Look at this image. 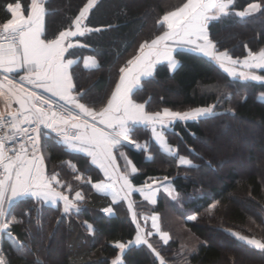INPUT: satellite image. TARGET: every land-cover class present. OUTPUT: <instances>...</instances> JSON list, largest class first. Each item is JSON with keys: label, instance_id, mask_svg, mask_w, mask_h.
Instances as JSON below:
<instances>
[{"label": "trees", "instance_id": "obj_1", "mask_svg": "<svg viewBox=\"0 0 264 264\" xmlns=\"http://www.w3.org/2000/svg\"><path fill=\"white\" fill-rule=\"evenodd\" d=\"M12 2L0 0V21L9 16L6 6ZM19 2L27 8L30 0ZM84 2L46 0L47 35L52 37L67 28ZM184 2L98 0L86 23L100 31L79 38L85 47L70 50L69 58L79 61L73 66V73L78 87L85 92L82 102L96 108L106 103L118 80L119 68L136 53L140 43L160 34L157 20ZM252 2L262 0H235L230 15L210 25V37L217 48L227 50L234 59L247 55L245 45L253 51L264 48V12L244 18L235 15ZM85 56L93 57L99 67L85 69L81 64ZM174 58L178 61L175 70L166 64L158 65L153 77L142 82L135 98L145 103L148 112L164 108L186 111L215 105L214 115L176 121L165 130L166 140L176 149L177 157H186L193 167L178 166L177 159L167 155L151 140L149 130L140 126L132 139L135 144L147 145V151L127 147L123 151L138 169L130 177L135 187L142 186L149 177L167 176L176 195L183 200L178 207L180 211L188 210L196 219H183L179 225L170 215L173 210L179 212L178 208L172 204L168 207L164 196L151 205L134 195L132 204L137 209V205H145L150 212L170 217L173 235L169 243L155 246L166 264H264L263 250L232 235L236 232L264 240V98H261L264 81L231 78L217 63L192 52L179 50ZM241 123L253 125L262 134L255 148L260 154L261 166L244 175L231 167L221 172L223 166L233 161V155L220 156L218 147L203 148L201 140L213 139L224 127ZM44 147L48 148L50 172L66 173L69 170L65 162H68L76 168L75 173L69 171L72 178L82 174L89 176L93 183L99 182L100 174L88 160L70 152L52 134ZM243 150L238 147L236 154L241 156ZM247 158L253 162V152ZM75 191L83 195V200L77 202L78 212L65 214L60 204L44 205L32 198L13 205L11 214L19 222L11 226L12 237L2 234L0 246L9 264H36L37 261L40 264H111L117 255H121L123 264H159L147 245L133 243L123 254L114 247L115 242L127 244L135 240L136 225L127 203L121 200L113 204L88 184L74 188ZM213 204L215 208L211 207ZM108 207L113 209L111 215L102 211ZM86 222L92 225V231L87 229ZM206 230H212L215 237L209 238ZM53 242L59 246L50 249ZM17 244L24 246L22 253L16 250Z\"/></svg>", "mask_w": 264, "mask_h": 264}, {"label": "snow or ice", "instance_id": "obj_2", "mask_svg": "<svg viewBox=\"0 0 264 264\" xmlns=\"http://www.w3.org/2000/svg\"><path fill=\"white\" fill-rule=\"evenodd\" d=\"M97 3L98 0H86L70 25L52 37L45 28L46 0H30L27 8L19 0L6 6L9 16L0 21V98L5 100L6 108L0 113V234L12 237L11 226L19 221L10 210L25 198L53 205L62 202L65 214L79 211L77 202L83 200L82 193L75 191L73 196L71 184L62 181L59 173L46 170L44 145L54 133L61 144L85 154L103 173L104 179L100 182L93 183L90 178L86 181L97 193L110 196L113 204L121 200L128 202L136 224L135 240L127 244L115 242L114 247L123 254L133 243L147 245L159 264H166L149 238L155 233L167 244L169 234L161 230L158 214L143 217L145 224L151 220L153 231L146 232L133 210L131 196L138 192L155 205L160 191L173 196L174 190L167 176L162 180L149 177L142 186L135 187L129 177L138 169L123 149L134 143L132 136L142 125L150 129L152 138L167 155L177 159L178 166L193 167L186 157H177L176 149L168 144L163 130L176 121L214 115L215 105L187 111L164 108L148 112L145 103L137 102L136 93L144 80L153 77L157 65L166 62L170 70H175L178 61L173 53L179 48L215 61L231 78L264 81V48L253 51L245 45L247 55L234 59L227 50L220 51L211 39L210 25L230 15L235 0H185L157 20L160 34L140 43L136 53L119 68L118 80L106 103L96 108L82 102L85 92L78 87L73 73V66L78 62L69 57L71 49L86 46L79 38L100 31L86 23ZM261 12H264V0L249 3L235 15L244 18ZM92 64L99 67L95 60ZM84 67H89L88 59ZM135 147L147 151V145L137 143ZM120 160H123V168ZM71 167L75 172V165ZM74 178L84 182L80 174ZM211 207L215 208V204ZM102 211L111 215L113 209L108 207ZM188 219L195 220L196 216ZM86 225L89 231L93 230L91 224L86 222ZM232 235L264 250V240L236 232ZM23 248L21 244L16 245L18 252L22 253ZM0 264H9L2 250ZM111 264H123L121 255Z\"/></svg>", "mask_w": 264, "mask_h": 264}, {"label": "rangeland", "instance_id": "obj_3", "mask_svg": "<svg viewBox=\"0 0 264 264\" xmlns=\"http://www.w3.org/2000/svg\"><path fill=\"white\" fill-rule=\"evenodd\" d=\"M258 97H260V96L258 95ZM261 98H264V96H261ZM246 134H248V135H246ZM212 137H213V139H211V137H210L207 140H201V146L203 148H207V149H211V150L218 147V152H219L220 156H225L228 153L229 155H233V157H234V158H232L233 159L232 162H230L228 165L222 167L221 172L226 171L231 167L239 175H244V174H246L252 170H257L260 168V166H261L260 160H259L260 154L258 151L255 150V148L257 147L258 139H260L262 137V134L260 131L256 130L253 127V125L248 124V123H245V124L241 123L240 125L232 126V128L230 126L224 127L223 132H220V135H218V136L214 135ZM46 147H44L46 170L49 173H52L49 171L50 165L47 162V160H48V153H47L48 148L46 149ZM238 147L244 149L243 150L244 152L241 156H238L236 154V149ZM252 152H253L255 159L253 162H249L247 157L249 154H252ZM65 164H66L65 167L67 168V170L72 171L70 166H68L69 163L65 162ZM69 171H67L66 173H60L59 171H57V173H59V178L62 181H64L65 183L71 184L73 186V190H74V188L78 189L81 185H85V184L91 185V184L86 182L87 179L90 178L89 176L84 177L82 174H80L84 177V182H82V181L76 180L74 178L75 176L72 178ZM218 171H220V170L218 169ZM75 175H77V174H75ZM215 183L218 184V181H216V179H215ZM72 195H74V193ZM160 196H164L166 198V201H167L166 204H168L167 205L168 207H169V205L172 204V205H176V207L178 208L181 206V204H182L181 202L183 201L179 197V195H176L175 193L173 194V196H169L164 191H160L157 195V199ZM140 200H142L146 204H150V203H148V201H146L142 198H140ZM44 205H46V204H44ZM151 205H153V204H151ZM134 206L135 205H133V207ZM137 207H138V209L136 207H134L133 210L134 209L136 210L137 219L139 220L140 224L145 228L146 232L147 231H153L151 229V220L149 219L147 224H145L143 217H145V216L151 217V215L157 214V213L150 212V210L145 205L139 204V205H137ZM178 211L179 212H176L175 210H173V212L167 211V213L170 212L171 213L170 215L174 216L173 218L176 219V221L179 223V225H181L183 219H188V217L192 216L190 211H188V210L182 212V211H180V208H178ZM158 215L160 217L161 230L164 232H167L169 234L170 239H171V236L173 235V231H172L173 229L172 228L170 229V226H171L170 221H169L170 217L168 216V214H166V215L165 214L164 215L158 214ZM165 221H166V223H165ZM206 234L209 238L215 237V234L212 232V230H206ZM1 238H2V234H0V246H1ZM170 239H169V241H170ZM236 239H238V238H236ZM238 240H240V239H238ZM169 241H168V243H169ZM149 242L153 245V247L155 249H156L155 246L158 243L166 245V244H164V242L162 240H160L159 236L156 235L155 233H153V236L149 238ZM243 242H245V241H243ZM53 243L54 244H52L50 249L53 248V246H56V247L59 246L58 242H53Z\"/></svg>", "mask_w": 264, "mask_h": 264}, {"label": "crops", "instance_id": "obj_4", "mask_svg": "<svg viewBox=\"0 0 264 264\" xmlns=\"http://www.w3.org/2000/svg\"><path fill=\"white\" fill-rule=\"evenodd\" d=\"M179 50H182V51H188V52H192V53H195V54H198V55H200V56H203L202 54H200V53H197V52H194V51H191V50H189V49H187V48H179V49H176V51H179ZM175 51V52H176ZM174 52V53H175ZM174 53H173V55H174ZM203 57H205V56H203ZM205 58H207V57H205ZM85 59H88L89 60V67L88 68H85L84 67V61H85ZM207 59H209V58H207ZM75 61H77V62H79L77 59H74ZM92 60H95L93 57H90V56H85L83 59H82V61H81V64H82V66L85 68V69H94V68H96L93 64H92ZM210 60V59H209ZM213 61V60H212ZM95 62H96V60H95ZM215 62V61H214ZM97 63V62H96ZM216 63V62H215ZM77 64V63H76ZM162 64H166L167 65V63L166 62H164V63H162ZM160 65V64H159ZM74 66H75V64H74ZM158 66V65H157ZM114 88V87H113ZM15 107H17V105H15V104H13ZM140 127H143L144 128V126H140ZM170 128V127H169ZM168 129V128H167ZM167 129H164L163 131H164V133H165V130H167ZM149 130V132H150V138H151V140L157 145V146H159L160 148H161V146L152 138V133H151V131H150V129H148ZM165 139H166V137H165ZM142 146L144 145V144H141ZM125 147H127V148H136L135 147V143H133V146L132 147H129V146H125ZM70 152H72V153H76V154H80L81 156H83V157H85L87 160H88V162H89V164L91 165V167H93L94 169H96L97 171H98V173L100 174V179H99V182L100 181H102L103 179H104V177H103V173L99 170V168H97L95 165H93L92 163H91V160H90V158L89 157H87L85 154H83V153H80V152H77V151H72V150H70ZM126 155V154H125ZM120 164H121V166H122V168H123V160H120V161H118ZM71 165H73V164H71V163H69L68 164V166H70V168L72 169V167H71ZM72 172L73 173H75L73 170H72ZM135 174V173H134ZM134 174H131L130 175V177L132 176V175H134ZM130 177H129V179H130ZM162 180V179H161ZM168 182H170V181H168ZM95 183H97V182H95ZM170 186L172 187V189L174 190V187L172 186V184H171V182H170ZM174 193L176 194V192H175V190H174ZM134 195H138L140 198H142L143 199V197L138 193V192H133V194H132V196H131V201H132V197L134 196ZM158 195V194H157ZM74 196V195H73ZM106 196V195H105ZM108 198H110V200H111V197L110 196H107ZM112 201V200H111ZM122 201H124L125 203H127L128 204V202L127 201H125V200H122ZM80 202V201H79ZM43 203V202H42ZM44 204H46V205H50V206H55V205H53V204H50V203H44ZM57 204H60L61 206H62V209H63V204H62V202H58ZM56 204V205H57ZM251 246V245H250ZM253 247V246H252ZM253 248H255V247H253ZM256 249V248H255ZM264 251V250H263Z\"/></svg>", "mask_w": 264, "mask_h": 264}, {"label": "built area", "instance_id": "obj_5", "mask_svg": "<svg viewBox=\"0 0 264 264\" xmlns=\"http://www.w3.org/2000/svg\"><path fill=\"white\" fill-rule=\"evenodd\" d=\"M13 107H15V106L13 105ZM5 111H6L5 100L3 98H0V113H4ZM52 135L55 137V139L58 140V138L55 136L54 133ZM127 146L132 147L133 144L132 145H127Z\"/></svg>", "mask_w": 264, "mask_h": 264}]
</instances>
